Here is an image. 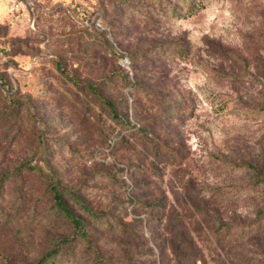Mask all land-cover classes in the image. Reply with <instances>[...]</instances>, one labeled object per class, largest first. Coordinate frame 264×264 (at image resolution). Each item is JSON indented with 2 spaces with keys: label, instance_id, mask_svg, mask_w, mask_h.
Segmentation results:
<instances>
[{
  "label": "rangeland",
  "instance_id": "obj_1",
  "mask_svg": "<svg viewBox=\"0 0 264 264\" xmlns=\"http://www.w3.org/2000/svg\"><path fill=\"white\" fill-rule=\"evenodd\" d=\"M146 1L0 0V177L33 157L87 222L90 241L49 264H264V188L248 167L264 173V0H197L186 15ZM15 172L0 196V264H33L72 225L44 176Z\"/></svg>",
  "mask_w": 264,
  "mask_h": 264
},
{
  "label": "trees",
  "instance_id": "obj_2",
  "mask_svg": "<svg viewBox=\"0 0 264 264\" xmlns=\"http://www.w3.org/2000/svg\"><path fill=\"white\" fill-rule=\"evenodd\" d=\"M121 1L124 2L128 8L138 11L137 6L129 5L128 0H121ZM175 1H177V4H174V3L172 4L170 3L169 0H147L144 5L146 9L150 10V12L155 14L157 13L155 9H157L162 15H169V14L174 15L175 13L180 14L182 9H186L185 15L186 13L191 14L194 12L195 7L197 6V3H196L197 0H175ZM159 49L165 51L167 49H172V48L162 46V47H159ZM160 55H165V54H135L133 55L132 59L133 61H136L137 57H143L145 62L149 63L150 58L160 56ZM173 55L179 56L183 59H187L190 56V54H188L187 51H185L181 45H176V44H173ZM58 65L61 66L60 63ZM61 69L64 70L63 68ZM2 77L3 76L0 73V78H1L0 81L4 84L6 80L2 79ZM67 77L68 79H70L69 81L71 84L75 85L76 87L81 86V81L77 79L76 77L70 76L68 74H67ZM121 79L124 80L125 82H131V80L129 79V76L126 77L122 75ZM87 85L93 91V94L96 95L100 99L102 104L109 109L111 116L115 120H118L122 123V125L125 127V130H127V132H130L131 134H138L145 140L149 139L148 127L143 126V125L137 127L136 125H133L129 121V119L124 118L118 112V106L115 101H112L110 99H107L101 96L96 85L92 83H88ZM3 86H5V84ZM138 86L139 85L137 84L136 88H138ZM8 97L10 100L8 102V107L13 108V109H19V107L21 106V101H19L16 98H13L12 96H8ZM182 98H183L182 93L176 88L173 89V100L176 101L177 99H182ZM7 111L10 114H14V113H11L9 109ZM18 117H19V114H15L14 117L11 119V121L8 118L5 125L8 127L12 126L17 121ZM32 118L34 122L37 120V118L34 117L33 114H32ZM21 125H23L22 121H21ZM121 139L124 141L125 136L122 135ZM32 158H29L25 160L24 162H22L21 163L22 166H20L21 168L19 171L18 170H12V171L7 170L1 175L0 177V196L2 195V192L4 191L6 182L15 175L16 173L15 171L20 172L21 170L26 168L28 169V171L32 173L36 172L40 174L41 176H44V180L46 182V188L50 194V198L52 201V205H51L52 208L55 209L56 214L67 219L72 225V234L70 236H65V237H62L56 240L54 244V248L50 250L49 252H47L45 255H43L38 261L33 263V264H49L53 262L54 259L61 254L64 247H71L72 245L77 244V242L80 240H84L85 242L90 241L91 239L90 231L88 229L87 222L83 220L81 217L77 216L67 204L66 189L64 188L60 180L55 175V172H53L51 168L44 169L43 167H39V165L33 164L34 161ZM248 167L254 170V173L258 179V181L255 182V185H257L259 188H264L263 170L251 164H249ZM72 197L74 198L75 202L78 205H80L82 209L86 211L91 217L95 218L97 221H102L103 216L101 215V213H98L95 210H93L84 201V199L81 198L79 194H72ZM257 218H258V221L264 220V208L261 209V211L258 213ZM223 227H226V226L224 225ZM227 227H228V230L232 228L230 226H227Z\"/></svg>",
  "mask_w": 264,
  "mask_h": 264
}]
</instances>
